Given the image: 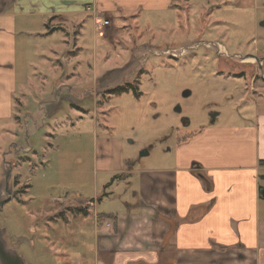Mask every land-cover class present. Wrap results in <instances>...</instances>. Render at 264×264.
<instances>
[{
    "label": "rangeland",
    "instance_id": "obj_1",
    "mask_svg": "<svg viewBox=\"0 0 264 264\" xmlns=\"http://www.w3.org/2000/svg\"><path fill=\"white\" fill-rule=\"evenodd\" d=\"M188 1L185 14L175 0L177 10L133 16L132 26H119L115 47L96 49L103 55L97 63L91 48L83 53L81 116L69 122L63 106L34 133L25 115L26 127L11 129L25 152L16 153L10 135L2 139L0 177L8 159H17L11 170L16 188L0 207V229L24 264H91L93 213L114 214L125 202L137 206L139 171L173 166L178 140L208 127H255L257 114L264 115V0H217L207 9L206 0ZM97 70L109 81L99 79L106 88L88 95L96 90ZM60 77L51 74L49 92ZM115 87L122 92L111 91ZM32 99L27 113L34 110L39 124L46 113ZM30 145L34 153L26 152ZM80 201L95 203L86 206L84 227L78 224L85 215L74 204ZM62 202L70 206L59 211Z\"/></svg>",
    "mask_w": 264,
    "mask_h": 264
},
{
    "label": "crops",
    "instance_id": "obj_2",
    "mask_svg": "<svg viewBox=\"0 0 264 264\" xmlns=\"http://www.w3.org/2000/svg\"><path fill=\"white\" fill-rule=\"evenodd\" d=\"M179 1L185 14L189 1ZM206 1L207 9L217 0ZM175 5V0H0V143L10 135L16 153L25 152L17 149L11 130L26 127L25 115L33 119L34 133L63 106L71 113L69 122L81 116L84 92L77 81L83 53L91 48L89 57L99 62L103 55L96 49L115 47L119 26H132L131 18L141 13L177 10ZM99 18L109 25L96 28ZM57 73L55 92H49L50 76ZM104 73L95 71L96 90L88 95L106 88V82L97 84L109 81ZM30 95L46 113L39 124L34 110L27 113ZM200 135L177 141L173 166L137 173V206L125 202L114 214L93 213L91 264H264V115L257 114L255 127H208ZM35 150L30 145L26 152ZM16 159H8L12 167ZM74 204L85 215L78 224L84 227L86 206L95 203ZM68 206L62 202L59 211Z\"/></svg>",
    "mask_w": 264,
    "mask_h": 264
},
{
    "label": "water",
    "instance_id": "obj_3",
    "mask_svg": "<svg viewBox=\"0 0 264 264\" xmlns=\"http://www.w3.org/2000/svg\"><path fill=\"white\" fill-rule=\"evenodd\" d=\"M175 110L179 111V108L176 107ZM7 164V169L0 177V206L8 201L12 194L11 162L8 161ZM4 235V230L0 229V264H24L16 252L6 246Z\"/></svg>",
    "mask_w": 264,
    "mask_h": 264
},
{
    "label": "built area",
    "instance_id": "obj_4",
    "mask_svg": "<svg viewBox=\"0 0 264 264\" xmlns=\"http://www.w3.org/2000/svg\"><path fill=\"white\" fill-rule=\"evenodd\" d=\"M100 20V21H99ZM98 26H107L109 25V21L104 18H99L96 20Z\"/></svg>",
    "mask_w": 264,
    "mask_h": 264
},
{
    "label": "trees",
    "instance_id": "obj_5",
    "mask_svg": "<svg viewBox=\"0 0 264 264\" xmlns=\"http://www.w3.org/2000/svg\"><path fill=\"white\" fill-rule=\"evenodd\" d=\"M113 92H122V87H115L114 89H112ZM262 164H264V161H261Z\"/></svg>",
    "mask_w": 264,
    "mask_h": 264
},
{
    "label": "flooded vegetation",
    "instance_id": "obj_6",
    "mask_svg": "<svg viewBox=\"0 0 264 264\" xmlns=\"http://www.w3.org/2000/svg\"><path fill=\"white\" fill-rule=\"evenodd\" d=\"M14 185H15V184H14ZM14 185H13V187H15ZM15 188H16V187H15ZM15 188L12 189V193L15 191V190H14ZM1 206H2V205H1ZM1 206H0V207H1Z\"/></svg>",
    "mask_w": 264,
    "mask_h": 264
}]
</instances>
